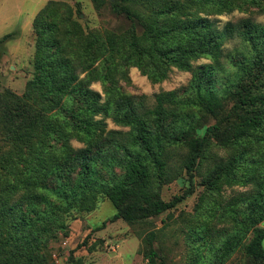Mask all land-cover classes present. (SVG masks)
I'll return each instance as SVG.
<instances>
[{
    "label": "trees",
    "instance_id": "1",
    "mask_svg": "<svg viewBox=\"0 0 264 264\" xmlns=\"http://www.w3.org/2000/svg\"><path fill=\"white\" fill-rule=\"evenodd\" d=\"M109 2L116 13L125 15L134 25L140 23L141 33L132 32L116 42L111 37L104 41L99 36L84 39L77 22L69 16L63 27L53 21L43 22L50 7L62 5L50 1L33 24L37 34L34 77L20 96L9 90L0 92V132L4 133L3 142L13 146L0 159V232L5 228L6 240L14 249L9 256L0 257V264H45L31 254L37 245V233L43 227L47 232L46 221L56 222L74 204L91 210L97 196L105 193L116 208L110 221L137 223L174 207L192 193L195 171L213 143L236 147L234 153L242 154L250 149L253 136L264 144V26L240 18L218 30L214 20L200 16V12L229 11L236 0ZM235 36L250 44L253 55L239 61L244 78L235 85L231 110L222 115L221 97L203 89L201 83L208 80L202 74L195 78L199 93L192 104L217 117L210 125L200 124L194 112H186L173 92L156 94L150 107L145 96L124 94L101 102L99 93L88 89L89 83L99 78L94 63L104 50L119 54L123 63H132L143 74L149 72L145 62L149 60L159 67L158 79L166 77L169 65L188 69L192 57L217 56L222 40ZM82 72L85 75L79 78ZM101 113L131 130L115 132L120 135L103 140L98 130L104 120L95 118ZM71 138L84 145L74 147ZM183 148L185 152L173 169L174 151ZM247 156L248 161L255 160L254 152ZM178 166L185 169L190 187L164 200L160 197L161 182L176 177ZM214 166L207 181L213 177L217 182L231 170L230 160ZM113 167L124 169L115 180H111L115 178ZM103 169L109 178L105 179ZM257 175L255 172L251 177ZM248 205L252 223L262 221L264 183L249 198ZM263 239L264 229H258L247 246L248 252L261 255ZM153 241L154 232L144 235L142 248L148 264L159 259ZM231 244L229 238L224 245L227 252Z\"/></svg>",
    "mask_w": 264,
    "mask_h": 264
},
{
    "label": "rangeland",
    "instance_id": "2",
    "mask_svg": "<svg viewBox=\"0 0 264 264\" xmlns=\"http://www.w3.org/2000/svg\"><path fill=\"white\" fill-rule=\"evenodd\" d=\"M50 1L62 5L50 7L49 16L43 22L53 21L62 26L69 16L72 22H77L84 39L99 36L100 41H104L111 37L116 42L119 37H127L132 32L139 34L143 30L140 23L134 25L125 15L116 13L109 0H0V92L9 90L20 96L27 81L34 77L37 34L33 24ZM53 13L57 16L52 17ZM200 16L214 20L218 30H222L227 22L236 23L240 18H250L264 26V0H236L229 11L200 12ZM132 26L135 31L129 30ZM220 48L217 56L190 58L188 69L169 65L166 77L158 79L155 78L159 67L149 60H145L149 72L143 74L132 63H123L119 54L104 50L94 63L99 78L91 81L88 89L99 93L101 102L112 101L124 94L136 98L145 96L144 101L150 107L156 94L173 92L186 112H194L200 124L210 125L217 117L199 111V107L192 104L199 93L196 75L202 74L208 80L201 83L203 89L221 97L220 112L224 115L234 105L235 85L244 78L239 61H247L253 55L250 44L239 36L222 40ZM67 56L72 57L71 54ZM84 75L85 72L80 73L79 78ZM201 93L205 95L204 90ZM95 118L104 120V126L98 130L103 140L110 141L111 137L120 135L115 132L125 134L131 130L130 126L113 121L107 113ZM3 135L0 132V159L13 149L10 142H3ZM250 139V149L244 154L234 153L236 147L210 145L195 171L192 193L174 207L133 224L123 219L110 221L116 208L105 193H100L93 209L85 210L74 204L56 222L47 220L48 230L44 232L43 227L38 231L37 245L31 254L45 264H148L142 241L144 235L152 231L153 247L159 253V259L153 264H162L161 260L163 264H264V239L261 255L250 254L247 250L257 230L264 229V219L252 223L248 205L249 198L264 183V157H261L264 144L261 139L255 140V136ZM70 142L74 147L84 145L74 138ZM184 152V148L174 151L173 169ZM253 152L255 160L248 161L247 155ZM227 160L231 164L228 175L217 182L213 177L207 181L206 176L211 174L215 163H226ZM177 171L176 177L161 182L160 197L164 200L190 187L185 169L178 166ZM102 172L105 179L110 177L106 169ZM113 172L115 178L111 180L121 177L124 169L113 167ZM255 172L258 175L251 177ZM229 238L232 248L227 252L224 245ZM6 239L4 228L0 232V257L9 256L14 250Z\"/></svg>",
    "mask_w": 264,
    "mask_h": 264
}]
</instances>
